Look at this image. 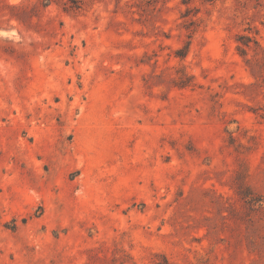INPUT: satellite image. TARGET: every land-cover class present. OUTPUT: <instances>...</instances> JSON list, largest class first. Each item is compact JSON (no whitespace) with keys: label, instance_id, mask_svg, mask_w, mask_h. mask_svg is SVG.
<instances>
[{"label":"rangeland","instance_id":"374dc122","mask_svg":"<svg viewBox=\"0 0 264 264\" xmlns=\"http://www.w3.org/2000/svg\"><path fill=\"white\" fill-rule=\"evenodd\" d=\"M68 5L0 0V264H264V0Z\"/></svg>","mask_w":264,"mask_h":264},{"label":"trees","instance_id":"16d2710c","mask_svg":"<svg viewBox=\"0 0 264 264\" xmlns=\"http://www.w3.org/2000/svg\"><path fill=\"white\" fill-rule=\"evenodd\" d=\"M69 2H70V5L66 6L65 8L77 9V8H80L81 6V0H69Z\"/></svg>","mask_w":264,"mask_h":264},{"label":"bare ground","instance_id":"6f19581e","mask_svg":"<svg viewBox=\"0 0 264 264\" xmlns=\"http://www.w3.org/2000/svg\"><path fill=\"white\" fill-rule=\"evenodd\" d=\"M13 1H15V2H16V1H18V0H13Z\"/></svg>","mask_w":264,"mask_h":264}]
</instances>
